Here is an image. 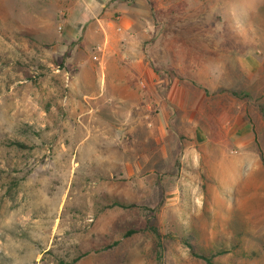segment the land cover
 <instances>
[{
	"label": "rangeland",
	"instance_id": "obj_1",
	"mask_svg": "<svg viewBox=\"0 0 264 264\" xmlns=\"http://www.w3.org/2000/svg\"><path fill=\"white\" fill-rule=\"evenodd\" d=\"M77 1L0 0V264H210L188 242L217 264H264V189L255 212L243 216L235 192L220 183L218 161L201 157L195 167L193 139L172 124L161 141L154 108L110 115L91 111L87 100L81 105L84 91L102 89L116 42L124 45L116 46L111 72L130 70L124 55L137 60L135 48L144 67L131 69L145 72L139 86L147 89L156 69L172 75L156 66V53L172 58L171 42L187 49L201 40L192 51L205 48L212 71L219 66L227 76L218 90L239 89L261 128L264 0H219L213 13L221 20L206 32L169 26L133 29L125 38L117 28L111 51ZM82 69L92 78L84 91ZM227 103L233 109L230 95ZM261 136L255 145L264 154Z\"/></svg>",
	"mask_w": 264,
	"mask_h": 264
},
{
	"label": "crops",
	"instance_id": "obj_2",
	"mask_svg": "<svg viewBox=\"0 0 264 264\" xmlns=\"http://www.w3.org/2000/svg\"><path fill=\"white\" fill-rule=\"evenodd\" d=\"M78 4L80 15L95 19L91 22L95 27L94 31L102 29L106 32L110 51L111 43H115L113 34L117 28L126 32L125 38L129 34L132 36L133 29L166 30L169 26L173 31L188 29L206 32L212 29L214 21L219 23L218 20L222 17L220 13H213V8L221 6L219 0L216 3L212 0H79L76 2ZM73 23L76 24L75 28L85 29L84 24H79L83 22L74 20ZM199 42L202 43L201 40ZM201 43L197 45V42H191L186 49L181 43L176 47L171 42L172 58L161 59L156 53L152 57L156 66L171 70L172 75L168 77V74L158 68L151 75L150 82L146 81L148 88L141 89L139 84L144 81L139 79L145 76V72L137 73L131 68L137 65L144 67V58L140 51L135 52V48L137 60H133L129 53L124 55L126 59L128 57L124 61L130 64L132 60L130 70L111 72V64L114 65L119 58L117 50L120 48L116 46L123 44L116 42L117 45L112 47L114 56L108 59L107 71L100 77L102 89H96L92 94L86 93L84 89L86 83H90L91 76L83 72V69L77 76L79 87L84 91L81 105H85L87 100L91 111L105 108L110 115L111 110L116 112L120 107L126 113H132L135 108L145 111L154 108L161 141L170 124L179 137L189 135L195 143L192 150L195 167H199L201 157L217 160L215 168L220 169L218 174L221 185L225 186L227 192H235L234 203L241 215H250L255 212L254 207L260 205V191L264 189V154L255 145L262 142L264 124L259 128L256 118L245 110L243 94L239 89L224 85L218 90L217 83L227 79V76L222 67L217 66L218 70L212 71L211 58L206 55L205 48L192 51V48H196L194 46H203ZM241 60L243 62L244 57ZM192 62L196 64L194 69H191L192 65L190 68L187 66ZM148 67L150 66H146L145 71ZM237 75L235 72V76ZM166 80L171 82L169 87L165 85ZM228 95L233 99V109L227 105ZM145 117H149V114ZM130 118L131 115L128 119ZM213 147L216 148L214 151ZM244 196L251 198L245 201ZM224 197L223 206L226 207L231 201L228 195Z\"/></svg>",
	"mask_w": 264,
	"mask_h": 264
},
{
	"label": "trees",
	"instance_id": "obj_3",
	"mask_svg": "<svg viewBox=\"0 0 264 264\" xmlns=\"http://www.w3.org/2000/svg\"><path fill=\"white\" fill-rule=\"evenodd\" d=\"M115 205H119V206H122V207H129V205L124 204V203H120V202H116ZM131 233H132V231H128L126 235H130ZM188 247L191 249L193 255H195L196 257L205 259L210 264H217L216 262H213L209 257H207V256H205L203 254H197L196 251H195V247L190 242H188Z\"/></svg>",
	"mask_w": 264,
	"mask_h": 264
},
{
	"label": "built area",
	"instance_id": "obj_4",
	"mask_svg": "<svg viewBox=\"0 0 264 264\" xmlns=\"http://www.w3.org/2000/svg\"><path fill=\"white\" fill-rule=\"evenodd\" d=\"M119 29H121V28H119ZM127 59H128V57H127ZM66 79H67V81H69V79H70L69 74L66 75ZM141 84H142V85H145L144 82H142Z\"/></svg>",
	"mask_w": 264,
	"mask_h": 264
}]
</instances>
